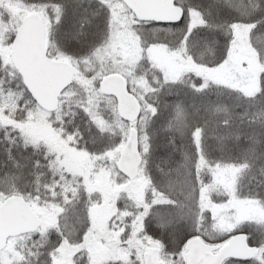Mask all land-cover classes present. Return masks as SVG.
Listing matches in <instances>:
<instances>
[{
    "label": "snow or ice",
    "instance_id": "1",
    "mask_svg": "<svg viewBox=\"0 0 264 264\" xmlns=\"http://www.w3.org/2000/svg\"><path fill=\"white\" fill-rule=\"evenodd\" d=\"M0 264H264V0H0Z\"/></svg>",
    "mask_w": 264,
    "mask_h": 264
}]
</instances>
